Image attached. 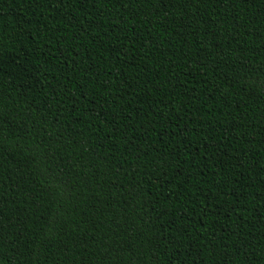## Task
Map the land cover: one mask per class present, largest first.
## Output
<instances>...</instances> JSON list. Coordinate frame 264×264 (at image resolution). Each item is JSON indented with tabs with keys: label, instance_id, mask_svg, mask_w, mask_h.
<instances>
[{
	"label": "trees",
	"instance_id": "1",
	"mask_svg": "<svg viewBox=\"0 0 264 264\" xmlns=\"http://www.w3.org/2000/svg\"><path fill=\"white\" fill-rule=\"evenodd\" d=\"M0 264H264V0H0Z\"/></svg>",
	"mask_w": 264,
	"mask_h": 264
}]
</instances>
